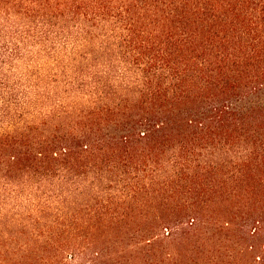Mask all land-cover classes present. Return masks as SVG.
Returning <instances> with one entry per match:
<instances>
[{
	"label": "trees",
	"instance_id": "trees-1",
	"mask_svg": "<svg viewBox=\"0 0 264 264\" xmlns=\"http://www.w3.org/2000/svg\"><path fill=\"white\" fill-rule=\"evenodd\" d=\"M0 264H264V0H0Z\"/></svg>",
	"mask_w": 264,
	"mask_h": 264
}]
</instances>
